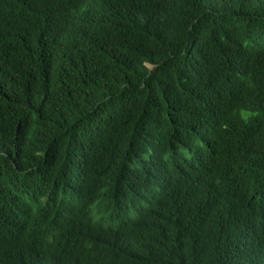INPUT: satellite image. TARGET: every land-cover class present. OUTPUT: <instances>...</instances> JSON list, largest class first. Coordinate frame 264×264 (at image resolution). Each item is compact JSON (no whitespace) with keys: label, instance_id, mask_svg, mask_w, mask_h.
<instances>
[{"label":"trees","instance_id":"1","mask_svg":"<svg viewBox=\"0 0 264 264\" xmlns=\"http://www.w3.org/2000/svg\"><path fill=\"white\" fill-rule=\"evenodd\" d=\"M121 262L264 264V0H0V264Z\"/></svg>","mask_w":264,"mask_h":264},{"label":"bare ground","instance_id":"2","mask_svg":"<svg viewBox=\"0 0 264 264\" xmlns=\"http://www.w3.org/2000/svg\"><path fill=\"white\" fill-rule=\"evenodd\" d=\"M47 40H48V38H47ZM47 42V41H46ZM49 43V42H48ZM204 134V133H203ZM205 135V134H204ZM203 137V136H202ZM207 138H208V136H206ZM205 137V138H206ZM196 150V149H195ZM197 150H198V148H197ZM199 151V150H198ZM153 152H155V150L153 151ZM156 153V152H155ZM207 154V153H206ZM193 158H194V156H192ZM202 158V157H201ZM207 158V157H206ZM196 159V158H195ZM204 159V158H203ZM192 160H194V159H192ZM207 161V160H206ZM212 169H213V167H212ZM207 172H209V171H207ZM212 171H210V173H211ZM175 175H177V174H175ZM171 177H173V176H171ZM171 179V178H170ZM214 179V178H213ZM172 180H173V178H172ZM171 180V181H172ZM212 180V179H211ZM157 183V182H156ZM161 183H162V181H161ZM160 184V183H159ZM156 185V184H155ZM158 187V186H157ZM154 188V187H153ZM162 189L160 188V191H161ZM159 191V190H158ZM163 191V190H162ZM149 192V191H148ZM157 193V192H156ZM139 201V200H138ZM137 201V203L136 204H139V202ZM147 204V203H146ZM139 205H142V204H139ZM138 205V206H139ZM147 206V205H146ZM142 208H145V207H141L140 209H138V210H140L138 213L140 214L141 213V209ZM136 215H138L137 213H136ZM132 216V215H131ZM131 216H129L128 215V217H131ZM134 216V215H133ZM132 216V217H133ZM145 217V216H144ZM137 218V217H136ZM132 219V218H131ZM135 220V219H134ZM249 232V231H248ZM247 236V235H246ZM130 241H128V243H129ZM123 262H125V261H123ZM127 262V261H126ZM128 262H129V260H128ZM130 262H131V260H130ZM119 263V262H118ZM132 263H133V261H132ZM121 264H122V262H121ZM125 264V263H124ZM134 264H135V262H134Z\"/></svg>","mask_w":264,"mask_h":264},{"label":"water","instance_id":"3","mask_svg":"<svg viewBox=\"0 0 264 264\" xmlns=\"http://www.w3.org/2000/svg\"><path fill=\"white\" fill-rule=\"evenodd\" d=\"M19 127H17V131H18Z\"/></svg>","mask_w":264,"mask_h":264}]
</instances>
